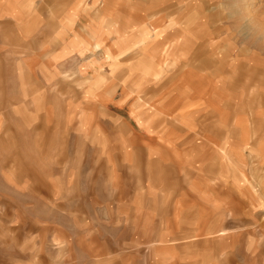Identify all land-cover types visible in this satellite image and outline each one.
<instances>
[{"label": "rangeland", "instance_id": "1", "mask_svg": "<svg viewBox=\"0 0 264 264\" xmlns=\"http://www.w3.org/2000/svg\"><path fill=\"white\" fill-rule=\"evenodd\" d=\"M15 1L69 65L0 112V264H264V0Z\"/></svg>", "mask_w": 264, "mask_h": 264}, {"label": "crops", "instance_id": "2", "mask_svg": "<svg viewBox=\"0 0 264 264\" xmlns=\"http://www.w3.org/2000/svg\"><path fill=\"white\" fill-rule=\"evenodd\" d=\"M0 3V100H2V103L0 101V105L2 104V111L0 112L4 115L10 113L19 115L21 113L20 101L32 98L29 89H26V91L21 90V68H26V71L23 72L24 76H33V74L38 73V70H32V67L55 66L58 68L68 66V59H65L67 56L63 57L66 51L64 45L67 38H57L56 41L48 44L47 49L40 44L42 39H39L38 42L36 40L34 44L27 43L31 36L40 33L42 28L37 26L32 28L34 32L31 35L30 33H22L21 24L14 21L25 14L19 9L18 2L15 0H0ZM32 13L30 18H41L39 12L34 11ZM6 20L8 25L5 23ZM5 24L7 27H5ZM25 35L29 37H24ZM107 55L109 58L112 57L110 53H107ZM177 194L180 193L177 192ZM152 198L156 200V196ZM174 200L171 205H174ZM167 209L174 208L168 206ZM174 211L176 213L175 209ZM240 235L232 234L230 236L231 242L233 240L244 242V238L242 239Z\"/></svg>", "mask_w": 264, "mask_h": 264}]
</instances>
